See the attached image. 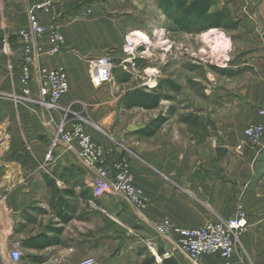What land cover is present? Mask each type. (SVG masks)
Here are the masks:
<instances>
[{
	"label": "crops",
	"instance_id": "crops-1",
	"mask_svg": "<svg viewBox=\"0 0 264 264\" xmlns=\"http://www.w3.org/2000/svg\"><path fill=\"white\" fill-rule=\"evenodd\" d=\"M160 1L10 0L0 4V92H10L8 67L10 62L18 65L21 58L17 30L28 25L31 8L49 3L50 13H35L45 24L59 23L65 37L62 50L42 60L47 68L63 66L68 72L70 89L60 105L91 113L94 142L108 161H130L136 185L145 197L140 207L119 196L95 197L85 182L93 173L91 163L63 144L43 167L56 127L51 118L57 122L59 113L46 111L31 100L10 103L0 97L1 220L10 213V244L0 236V260L7 252L10 264H22L25 259L30 264H74L85 258H94L97 264H144L158 255L161 259L171 256L176 264H191L180 254L170 253L171 244L150 222L169 219L179 227L198 228L208 221L235 216L241 204L248 214V228L240 236L232 264H264V145L252 143L244 133L250 125L264 124V115L258 112L264 107V14L244 19L252 37L259 39L248 46L247 56L237 61V66H247L246 77L236 88L216 97L220 107L211 120L219 145L214 149L201 145L198 159L189 168L176 178H165L153 166L152 158L139 156L134 148L144 136L134 143L129 136L131 127L116 125L114 107L122 94L115 93L113 87H99L92 79L89 62L110 54L115 67H128L121 63L125 58L122 47L131 31L150 34L156 30L160 36L168 29L164 23L172 19ZM180 30L189 41V31ZM170 33L167 30L165 36L169 38ZM151 70L157 73L159 66L152 65ZM37 75L36 69L34 77ZM33 87L36 94L37 86ZM98 102L103 103L100 111L91 112L92 103ZM147 124L133 129L134 136ZM210 152L214 156L208 158ZM41 221L43 228L38 226ZM40 233L57 237L59 242L45 248L29 247L27 241ZM16 241L21 243L19 263L10 256ZM145 247L151 252L149 257H145ZM200 263L225 264L216 254L202 255Z\"/></svg>",
	"mask_w": 264,
	"mask_h": 264
},
{
	"label": "rangeland",
	"instance_id": "rangeland-1",
	"mask_svg": "<svg viewBox=\"0 0 264 264\" xmlns=\"http://www.w3.org/2000/svg\"><path fill=\"white\" fill-rule=\"evenodd\" d=\"M214 2L213 10L226 7L231 11L232 18L240 21L237 28H211L200 31L195 27L189 31L188 41L179 32L181 30L175 23L179 12L174 11L169 17L170 20L172 19L171 22L164 23L168 29L162 30L160 36L156 30L147 34L149 41L139 46L135 53L136 58L133 60L138 59L140 62L134 65L130 62L124 63L128 67L118 65L113 70L114 79L107 85H98L113 87L115 93L122 94L120 101L114 107L117 112L116 125L131 127L129 136L134 139V143L142 137L140 134L138 137L134 136L136 133L132 132L133 129L149 123L161 114L167 117V121L156 135L144 137L134 145L139 156L153 159V166L165 178H176L183 169L189 168L194 160L198 159L201 145H207L212 149L215 144L219 145V138L214 139L216 134L211 120V115L220 107L216 97L222 92L227 93L232 87L236 88L238 81L246 77L247 66L244 64L237 66V61L245 58L248 46L251 47L259 40L252 37L251 28L244 19H251L256 13L264 14V0H214ZM7 3H10V0H0V4ZM230 4L232 5L229 8ZM167 30L171 32L169 38L165 36ZM144 35L146 34L134 32L129 37L126 36L123 51L130 37L136 39L138 36L136 39L138 41L143 39ZM127 56L125 53V58ZM122 61L123 59L121 63ZM152 65L159 66L157 73L151 72ZM17 69L18 65H14L13 69L8 67L10 92H0V97L9 99L10 103L15 100L13 91L18 84ZM236 70L241 73L236 75ZM229 71L233 74L228 73ZM14 75H16L15 84ZM113 83L115 85L112 86ZM137 90L161 93L159 106L153 109L138 106L127 108L125 99ZM92 105L91 112L98 113L103 103H92ZM80 115L87 120V127L90 130L95 122L91 113L82 109ZM213 156L211 152L208 153V158ZM1 221L3 225L1 236L4 237L7 245L10 244V213H5V218ZM38 226L43 228V221L38 223ZM114 246L112 241V248ZM147 248L145 257L151 255ZM152 257L156 261L153 264H163V260L171 256H163L162 261L156 256L152 255ZM3 258L0 261L10 264L7 252L3 253ZM22 264L30 263L25 259Z\"/></svg>",
	"mask_w": 264,
	"mask_h": 264
},
{
	"label": "built area",
	"instance_id": "built-area-1",
	"mask_svg": "<svg viewBox=\"0 0 264 264\" xmlns=\"http://www.w3.org/2000/svg\"><path fill=\"white\" fill-rule=\"evenodd\" d=\"M36 10L50 13V4L40 3L31 8L28 25L20 28L16 33L22 47V56L16 71L18 84L14 87L13 98L18 103L31 100L46 111L59 113L57 122L55 118H51V122L55 123L56 127L43 167H47L54 158L56 148L63 144L68 150L74 151L91 163L93 173L85 177V182L92 189L95 197L119 196L129 204L140 207L144 204L145 197L143 191L136 185L130 161L124 159L108 161L103 156L101 147L94 142L92 133L87 127V120L80 113L74 112L71 106L60 105V100L70 89L68 72L63 66L47 68L42 60L45 55H55L60 52L65 44V37L59 23L56 21L43 23L37 17ZM148 38L147 34L138 41L137 38L130 37L124 46L128 56L122 63L133 61L139 46L146 44ZM6 44L4 47L8 53L9 44ZM89 62L92 79L97 85H107L114 79L113 70L116 64L110 54L92 58ZM13 68L14 65L10 64L9 69ZM36 69L38 75L34 77ZM34 85L37 86L36 94H34ZM259 112L264 115V107ZM244 133L252 143L264 145V124L250 125L246 127ZM150 225L171 244L170 253L180 254L191 264H201L200 258L204 254L219 255L225 264H232L236 245L248 228V214L240 204L235 216L208 221L198 228L179 227L169 219L151 221ZM2 233L3 225L0 218V236ZM10 256L15 263L22 260L20 242L14 243ZM156 257L162 261L160 256L156 255ZM0 264L5 263L0 261ZM74 264H96V261L94 258H85Z\"/></svg>",
	"mask_w": 264,
	"mask_h": 264
},
{
	"label": "trees",
	"instance_id": "trees-1",
	"mask_svg": "<svg viewBox=\"0 0 264 264\" xmlns=\"http://www.w3.org/2000/svg\"><path fill=\"white\" fill-rule=\"evenodd\" d=\"M214 4V0L160 1V5L167 15L172 16L174 11L179 12L175 19V23L182 30L191 31V29L195 27L200 31L211 28H237L240 21H236L232 18L231 11L226 7L213 10ZM228 73L233 74V72L230 71ZM161 98V93L137 90L132 92L125 99V106L127 108L138 106L146 109H153L159 106ZM166 121L167 117L161 114L136 132L144 137H152L156 135ZM64 220H68V218L64 217ZM56 230L58 234L61 232V228ZM58 242L59 239L57 237H48L46 234L40 233L37 236L30 238L27 241V245L39 249ZM152 262H154V258H147L144 264H152ZM163 264H176V262L172 257H169L163 260Z\"/></svg>",
	"mask_w": 264,
	"mask_h": 264
},
{
	"label": "bare ground",
	"instance_id": "bare-ground-1",
	"mask_svg": "<svg viewBox=\"0 0 264 264\" xmlns=\"http://www.w3.org/2000/svg\"><path fill=\"white\" fill-rule=\"evenodd\" d=\"M135 37V36H134ZM138 38V36H136Z\"/></svg>",
	"mask_w": 264,
	"mask_h": 264
}]
</instances>
